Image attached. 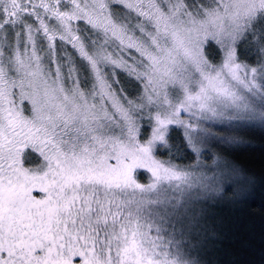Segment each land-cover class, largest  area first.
<instances>
[{
    "label": "snow or ice",
    "instance_id": "snow-or-ice-1",
    "mask_svg": "<svg viewBox=\"0 0 264 264\" xmlns=\"http://www.w3.org/2000/svg\"><path fill=\"white\" fill-rule=\"evenodd\" d=\"M257 131L264 0H0V264H256L213 216Z\"/></svg>",
    "mask_w": 264,
    "mask_h": 264
},
{
    "label": "trees",
    "instance_id": "trees-1",
    "mask_svg": "<svg viewBox=\"0 0 264 264\" xmlns=\"http://www.w3.org/2000/svg\"><path fill=\"white\" fill-rule=\"evenodd\" d=\"M251 145L238 150V162L254 178L251 193L239 204H221L214 210L213 221L221 233L220 257L225 260L260 259L264 245V141L260 133H249Z\"/></svg>",
    "mask_w": 264,
    "mask_h": 264
}]
</instances>
